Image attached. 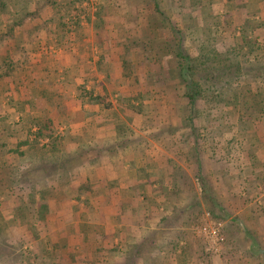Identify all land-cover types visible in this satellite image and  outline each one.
<instances>
[{"label":"crops","instance_id":"0c3cea01","mask_svg":"<svg viewBox=\"0 0 264 264\" xmlns=\"http://www.w3.org/2000/svg\"><path fill=\"white\" fill-rule=\"evenodd\" d=\"M114 1L106 0L110 6ZM232 1L247 19V0ZM185 2L181 0L180 4ZM213 3L219 9L227 2ZM130 7L134 9L135 5ZM231 9L226 8L227 17L232 16L231 11L236 15L235 7ZM229 18L223 19L228 24L237 22L235 17ZM210 21L202 15L205 26H210ZM116 22L120 33L131 28V35L126 33L118 45L126 53L130 44L135 45L143 56L142 62H149L148 67L157 66L149 67L151 73L157 71L152 77L154 86L162 83L167 88L152 87L149 91L147 87L146 92L131 89L135 71L128 66L123 70L117 57L122 53L118 50L116 56L111 47L108 53L117 58L112 61L119 62L120 67L117 66L119 78L108 81L107 75H102L106 66H99L107 52L102 53L103 46L92 33L67 34L50 26V32L40 37L43 30L39 25L24 26L5 37L0 47V71L9 74H0V246L15 248L23 240L16 238H29L40 248L39 264H198L200 251L186 241V233H192L198 213L207 209L214 218L224 221L223 249L218 259L228 260L229 264H264V130L250 120L252 128L212 126L209 133L201 120L194 132L183 124L182 128L164 131L166 140L154 141L152 136L158 129L149 126L153 113L149 119L134 104L140 92L146 101L159 96L164 103L176 104L178 98L163 94L173 87L168 74L171 67L165 58L156 56L151 60L154 52L151 56L139 49L136 22L126 23L125 28ZM152 34L154 47L156 38L153 31ZM158 57L162 60L159 64ZM3 58L7 59L6 65L2 64ZM140 72L137 65V76ZM137 80L136 86L140 83ZM79 88L93 90L95 102L82 99ZM107 92L121 108L123 119L119 120L115 107H103ZM179 108L176 106L174 115L182 120ZM48 120L62 134V142L47 135L40 138L47 155L45 164L52 175L55 171V181L67 179L68 190L74 191L70 197L60 195L56 187L46 188L47 176L40 172L41 189L34 191L22 182L30 170L19 158L27 157L33 144L41 146L34 141L38 130L35 123ZM11 123L21 128L14 129ZM246 129L257 139L238 138ZM130 135L138 142L128 141ZM205 135L209 137L207 144ZM61 154H66L68 160L59 161ZM79 158L85 161L79 171L85 178L77 188L79 183L76 186V180H72L76 178L75 171L61 166ZM42 166L39 163L38 169ZM54 178H50L51 182ZM75 199L84 200L89 212L82 213ZM60 202L68 210L64 216L56 213ZM50 206L55 210L47 212ZM28 215L33 226L27 225ZM0 264H11V260Z\"/></svg>","mask_w":264,"mask_h":264},{"label":"trees","instance_id":"16d2710c","mask_svg":"<svg viewBox=\"0 0 264 264\" xmlns=\"http://www.w3.org/2000/svg\"><path fill=\"white\" fill-rule=\"evenodd\" d=\"M58 1L46 0L45 2L49 3L48 7L54 11L60 7ZM230 1L232 2V0H227V3ZM249 1L251 0H247V3ZM34 2L35 0H0V47L4 45L5 37L10 36L19 28L22 30L24 26L25 28L26 26L34 28L40 25L36 13L30 11ZM144 2L140 14H144V11L150 10V12H146L148 14L141 18H139L140 14L138 15L136 12L137 16L134 17V21L137 22V27L134 26L135 32L141 34L139 42H141L140 46L143 52L150 55L154 52L156 56L164 57L171 66L168 74L172 79L170 84L173 87L168 91H163V94L164 97L178 98L175 107H180L183 124L194 132L197 127H200L199 121L201 120L205 123L207 119H210L211 122L217 124L216 128L220 129L228 128V126L235 127L239 121L252 120L255 127L264 130V36L256 35L258 31H263L264 21L256 20L254 17L250 18L248 8L247 19L243 18L245 15L240 13L241 9L231 3V7H235L237 10L238 23L235 24V30L240 34L239 38L243 43V46H239L236 45V38L224 39L222 37L227 27L231 26L223 19L228 11L223 12L222 7L215 9L213 0H186L185 5L181 3L180 9L186 11L182 16L189 17L192 23L185 28L190 27V33L196 38L197 47H199L198 50L193 51L194 54H191L192 52L184 47L185 38L184 29L181 27L182 23L167 17L161 10L158 0H144ZM257 4L259 5L258 10L264 9V0H257ZM221 10L222 12H220ZM101 11H104V7L98 8L95 12L97 20H101ZM205 12L211 20L208 27L203 26L201 22L202 14ZM128 14L134 15L132 10ZM251 15L253 14L251 13ZM124 16L125 14L122 15L123 18ZM73 19L76 20L74 23L76 25L73 22L69 25H66L64 21L55 22V30L67 34L74 32V26L80 28L79 14L74 15ZM152 20L158 22L156 30L150 29ZM126 23L128 24L125 20H121V27L125 28ZM72 24L73 27H71ZM130 30V27L127 28L128 32ZM152 31L156 38L154 47L150 38L153 35ZM159 33L161 36H158ZM220 39L226 49L223 54L217 50L213 51V46ZM245 46L247 47L249 65L247 74L250 71H255V74L251 77L254 81H248L249 76H247V85L242 86L240 79L244 75L245 68L231 63L230 59L232 56L238 57L239 52ZM15 49L19 50V48ZM152 58L153 56L151 60ZM2 62L3 65H6L7 59L3 58ZM3 73L6 76L9 74L6 70L5 72L0 71V74ZM79 91V96L82 99L91 103L95 102L96 99L92 95L93 90L87 92L85 88H79ZM200 103L202 104L201 108L199 107ZM50 122L48 120L44 124L35 123L38 129L34 133L35 142L47 135L46 131L49 130ZM205 137L203 138L206 143Z\"/></svg>","mask_w":264,"mask_h":264},{"label":"rangeland","instance_id":"374dc122","mask_svg":"<svg viewBox=\"0 0 264 264\" xmlns=\"http://www.w3.org/2000/svg\"><path fill=\"white\" fill-rule=\"evenodd\" d=\"M45 1L46 0H35L34 5L32 4V7H31L32 10H30V11H33L34 13H36L39 21L41 22L39 29L43 30V31H40V33H39L40 37H44L45 31L50 32V26H54V22L59 23V21H64L66 23V25L71 24V22H73V24H74L76 20L73 19V16L79 14L80 28H77L76 26H74L75 27V29H73L74 32H71V33H75L77 35L80 33H85V35H88V36L91 35V33H92L95 36V38L97 39V42L99 45H101L103 47L106 46V48H105L106 50H103V47H101L102 53L107 52V55H106V58L102 55L103 61L101 60V62H103V63L100 62L99 66H103V67L106 66L105 67V68H107V70H105L106 73H104L102 75H107L108 81H114L117 78H119L118 77L119 72L117 74V66L120 67L119 62L122 61L123 70H125L126 67L128 66V67H132L133 68L132 70L135 71V73H133L134 83H133V86L131 84V89L134 87H137V88H139V91L142 90L143 92H146V91H148L147 87H150L149 91H150V89L152 90V87L155 90H157L159 87H165L164 84H162V83L154 86V84L152 83V81H153L152 77L156 75L157 71L155 70V72L151 73L150 69H155L157 66L155 67L154 65H151V66H149L150 67V69H149V67H148L149 62L146 63V62H142L144 60L141 61L143 56L141 57V53L138 52V49L135 45L130 44L128 46V48L126 49V51L129 50L128 53L125 52V49H123L121 47V45H118L119 41L120 42L123 41L122 37L123 38L126 37L125 36L126 33H129V35H131V34H130V32L127 31V29L125 30V33L124 32L120 33L118 30V28H120V27L116 26V23H117L116 21L118 20V22H121V20H125V22H128V24H130V23L134 24L135 23L134 20L136 18L135 16H137V14H135V10L133 8H131L130 6H132V5H135V7L138 6L137 10H138V15H139L142 7L145 4L144 0H126V1L115 0L114 3H112V6L107 5L106 0H59L57 3L60 4V7L54 11H51L52 8L48 7L49 3H46ZM158 1H159V6H160L161 10L165 13V15L167 17L172 18V20H174L175 22L183 23L181 27H183V29H184L183 30L184 38H185L184 47L186 49L190 50L192 52V53L190 52L191 54H194L193 51L198 50V48H199V47H197L198 43L196 41V38L190 33V29H189L190 27L188 29L185 28V27H187L188 23H192V22H189V21H191V19L188 20L187 17H185V15L182 16V14L183 13L185 14L186 11H184V10L181 11L180 0H158ZM222 1L223 0H216V2H218V3H222ZM226 2H227V0H226ZM231 3L233 6H235V4H234L235 1H232V2L230 1L229 3H226V7L222 8L223 12H226V8H231ZM102 4H105V5H102ZM186 5H187V3H186ZM204 5H205V3H204ZM216 5H218V4H216ZM216 5L214 4L215 7H216ZM258 6L259 5L257 4V0H251L247 3L248 11L250 10V12H249L250 16L249 17L250 18L254 17V19L257 18L256 20H263L264 21V11L261 12L262 9L258 10L259 9ZM100 7H102V8L104 7V11L100 12L101 20H97L96 16H95V12ZM131 10H132V13H134L135 15L128 14V12H130ZM258 11H260V12H258ZM146 12H150V10L146 11ZM146 12L144 11V14H140L139 18H141L145 14H148ZM251 13L253 15H251ZM123 14H125L124 18L122 17ZM230 14H232V16L227 17L226 16L227 14H226V15H224V17H226V18L230 17L229 19H231V20L233 19V17H235V19L237 21L235 24H237L238 23L237 14L236 15L233 14L232 11ZM202 15H203L204 20H205L206 12L203 13ZM69 17L72 19H70ZM48 19H50V22H46V21H48ZM87 19H89V20H87ZM157 23L158 22L152 20L151 24L153 26H157ZM73 24L71 25V27H73ZM235 24L232 22L231 26L227 27V29L223 32L222 37L224 39L236 38V43H237L236 45H239V46L242 45L243 46V43L241 42V40L239 38L240 34L238 33L237 30H235L236 29ZM74 25H76V24H74ZM202 25H205V23H202ZM262 30L263 31H258L256 33V35H259V37H261V36L263 37L264 36V29H262ZM137 35H138V37L141 36V34H139V33ZM130 40L131 39H129V43H131ZM134 42H135V40H134ZM138 43H141V42H138ZM110 47L115 52V53L114 52L113 53L116 56L118 55V52H119L118 50H120V53H122L121 55L117 56L119 62H116V64H113V61H114L113 58H115V57H112V54L109 55V53H108L111 51ZM140 48H141V46L139 44V49ZM215 50H217L221 54H223L225 52L226 49L224 48V45H223V42L221 41V39L218 41V43H215V46H213V51H215ZM129 54H130V56H129ZM153 55H154L153 58H155L156 54L153 53ZM123 56H124V58H123ZM161 58L164 59V57H162V56H161ZM161 58L160 57L157 58L156 62L158 64L161 63V61H162ZM231 58H232V59H230L231 63H234V64L236 63V64L240 65L241 67L245 68V70L243 71L244 75L240 79L241 85L242 86L247 85V76H249L248 81L249 80L254 81L251 77L255 74V71H250L247 74V66H249L248 62H247V47L245 46L242 48V50L238 54V57L232 56ZM116 59L117 58H115V60ZM107 60H108V62L106 63ZM137 65H139L141 67V72L138 74L139 77L137 76ZM142 73L144 74V80L142 78ZM137 79L140 80L139 81L140 83H138V86H136L137 85L136 81H138ZM143 81H146V84ZM165 88H167V87H165ZM88 90H90V89H85V91H87V92H88ZM140 94L141 95L139 96V98L136 101L137 104H134V106L139 108V112L146 113L145 115L148 116L149 119L153 113L152 121H150L149 119L148 120H149V122L152 123V125L150 123L149 126H152V127H155L158 129L157 132L156 131H155V133L153 132L154 136H152V138L154 141L166 140L167 136H166L164 131H166L170 128H174V127L182 128V127H184V126H182L183 122H182L181 118H179L178 116L176 117V115H174V112L176 111V107L174 106L175 105L174 103L172 105H170V103H164V99H162L159 96L158 97L153 96L154 98L148 99L146 101V99L142 97L143 93L140 92ZM79 95H80V92H79ZM109 97H110V95L107 92V96L103 98L104 102H105L103 107L105 109H109V108L113 109L115 107L114 112H118V114L120 115L119 120L123 119L122 113L120 111L121 108H119V106H117L118 103H115V98L114 97L109 98ZM169 101L174 102L173 100H169ZM122 106L126 107L127 104L125 103V105H122ZM199 107L200 108L202 107L201 103L199 104ZM79 115H81V114H79ZM97 119L100 120V118H97ZM121 122L127 123L125 120H122ZM119 124H117V125H119ZM10 125H11V127H13L14 129H17V130L21 128V127H17V125L15 123L14 124L11 123ZM125 125L121 124V126H125ZM205 125L206 126L208 125L207 126L208 129L209 128L211 129L213 127H216L217 124H213V122H211L210 119H207L205 121ZM236 125L239 128L242 127V125H246L248 128H252L254 124L252 125L250 120L248 122H247V120H244V121H239ZM126 127H127V125H126ZM52 129H53V127L50 125L49 130L51 131L52 134L47 133V136H49V137L52 136V138L55 142L56 141L62 142V140H60L62 134L57 133V131H55V129H53V131H52ZM210 129L208 130L209 133L212 132ZM49 130H47V131H49ZM61 131H62V133L64 132L63 129ZM246 131H247V129L244 131V134L242 133V135H240L238 138L245 139L246 141H247V139H252L253 141L255 139H257V137H256L257 135L256 136H254V135L250 136V134ZM130 137H131V135H130ZM208 138H209L208 136L205 137L206 144H207ZM39 140L40 141L35 142V144L37 146L38 145H41V146L36 147L33 144V146L30 147V151L27 152L26 156L28 157V159H27V157H25L26 159L25 158L24 159L19 158V160H22L25 163H27V165H29L28 169L30 170L29 171L30 173L26 177H23L22 182H24L25 185H27L28 187H30L34 191H35V189H41L42 185L39 183L40 175L38 173V172H40L41 174H44L47 176L46 182H44V185L46 188H50L53 186L59 190L60 195H66V196L69 195V197L74 195V193H73L74 191L68 190L69 186L66 184L67 179L60 177L59 180L55 181V178H54L55 171H54V175H52L51 168H48L47 165L45 164L47 162V155H46V152H43V149H45V148H41L42 146H45L44 144H42V142L44 140H42L40 138H39ZM128 141H132V142L137 141L138 142V139H137V137L132 136L131 138H128ZM173 142L177 143L175 141H173ZM60 151H61V149H60ZM30 155L32 157H30ZM43 156H44V159H43ZM62 158L63 159L67 158V160H68V157L66 154H61L59 161ZM31 160H32V162H31ZM39 163H41L43 166L39 167V169H38ZM84 163H85V161H83L82 158H79V159H76L73 161L66 162V163H64V166H61V167H63V169H67L69 171H73V170L75 171V177L76 178L72 179V180H76V186L79 183L77 188L80 186V184H82L81 180H83L85 178L84 177L85 175H82L81 172H79V171H81V169H83L85 167V166H83ZM35 164H37V167L34 166ZM59 164H60V162H59ZM86 164H88L87 160H86ZM50 178H54V181L51 182L52 179H50ZM54 202H55V200H54ZM74 203L77 207L79 205V208L82 209V213L89 212L88 205L85 204L84 200L75 199ZM87 203H88V201H87ZM58 205H59V203H58ZM46 210H47V212H49L50 210L53 211L55 209L50 206V208H48ZM66 211H68V210L63 206V202L62 203L60 202L59 209L56 211V213L57 212H60V214L63 213L62 215L64 216ZM206 214H208L209 216L206 217L205 216ZM92 217L95 218V216H92ZM37 218H38V216L36 217L35 224H37ZM83 218H86V216H84ZM26 219H27V225L33 226V223L31 222L32 221L31 215L26 216ZM204 219L207 220L208 222L220 223L221 224V233L223 234V237H224V232H223L224 221L223 220L214 218L212 216V214L210 213V211L207 209H204V211H202V213H198L196 222L192 227V233L189 231L186 233V241H189L192 244V247L196 248L197 252L200 251L198 253L200 255V257L198 258V264H205L206 261L209 264H219V263L220 264H222V263L229 264L228 260L221 261L220 258H219L220 262L219 263L217 262V261H219L218 257L222 252L223 244L221 245L219 252L213 253L212 251L207 249L208 245H207V243H205V239L202 237H199L194 232L195 226L197 224H200ZM67 220L71 221V216ZM59 221L61 223L60 227L62 229L63 228L62 222L64 221V219L63 218L59 219ZM21 238L23 239L22 244L20 243L21 241H19L17 243L18 246L16 245L15 248H11V247L9 248V246H6L5 244H2L3 246H0V261L11 260V264H39V263H41V262H38V261H40L38 259V257L41 256V251H39L40 248H36L34 245V242L29 238L25 239V237H18V238H16V240L21 239ZM12 240H13V238H12ZM0 242H3V240L1 238H0ZM199 242L202 244L203 251L201 249ZM201 252H202V254H201Z\"/></svg>","mask_w":264,"mask_h":264},{"label":"built area","instance_id":"2783aa9c","mask_svg":"<svg viewBox=\"0 0 264 264\" xmlns=\"http://www.w3.org/2000/svg\"><path fill=\"white\" fill-rule=\"evenodd\" d=\"M206 217L209 215L206 214ZM209 220V219H208ZM194 232L205 239L207 243V249L213 253L220 251L221 245L223 244V234L221 233V224L218 222H208L203 220L200 224H197L194 228Z\"/></svg>","mask_w":264,"mask_h":264}]
</instances>
